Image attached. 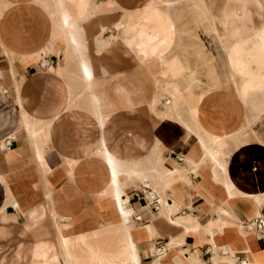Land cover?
<instances>
[{
	"label": "crops",
	"instance_id": "0c3cea01",
	"mask_svg": "<svg viewBox=\"0 0 264 264\" xmlns=\"http://www.w3.org/2000/svg\"><path fill=\"white\" fill-rule=\"evenodd\" d=\"M42 1L0 0V264H264V234L246 226L264 219V148L245 133L264 94L239 93L201 5L98 0L87 79ZM202 28L237 101L206 93L222 78Z\"/></svg>",
	"mask_w": 264,
	"mask_h": 264
},
{
	"label": "bare ground",
	"instance_id": "6f19581e",
	"mask_svg": "<svg viewBox=\"0 0 264 264\" xmlns=\"http://www.w3.org/2000/svg\"><path fill=\"white\" fill-rule=\"evenodd\" d=\"M226 1H228V3L220 10L219 13L211 14L210 16L212 17V27L214 28L218 42L224 49L229 59L230 67L233 71L232 80L237 81V89L243 96L249 94L250 92L264 94V0ZM40 3L46 6L44 0ZM251 5L256 7L255 12L249 9ZM211 8L210 10H212ZM50 9L52 16L55 17V31L58 34H61L68 47H72L78 52L80 66L84 71L85 78L91 79L92 76L87 71L86 60L84 59L83 53H80V44L82 43L80 39H82V35H85L84 27H79V24H76V20L72 18L70 12L65 8L63 0H52ZM89 15L90 14H88V16ZM257 15L261 17V20L258 25H255V16ZM84 17L85 16H81L80 20H83ZM218 24L228 26L227 29L224 27L225 31L227 30L228 32L220 34L218 32ZM235 37H240L242 40L237 42L234 40ZM248 42H251L253 46L247 47L246 44ZM85 48L86 46L84 49ZM187 94L189 97H193L191 91H188ZM180 101L177 100V102ZM174 102H176V100ZM116 196L120 198L119 194ZM118 198L112 200L113 207L117 211L120 218H122L128 210L126 208L127 206H125L126 203L124 204V202ZM259 216L263 217L262 214H259ZM62 235L63 239H65L64 233H62Z\"/></svg>",
	"mask_w": 264,
	"mask_h": 264
},
{
	"label": "rangeland",
	"instance_id": "374dc122",
	"mask_svg": "<svg viewBox=\"0 0 264 264\" xmlns=\"http://www.w3.org/2000/svg\"><path fill=\"white\" fill-rule=\"evenodd\" d=\"M99 1H104V0H99ZM188 1H192L194 3H196V5H201V19H202V22L205 23L204 21H206V18L208 19V21L210 22L211 24V27H212V17L210 16L211 14H216L214 12V5H215V2L216 0H187ZM224 1V5L226 6V4L228 3V1L226 0H223ZM47 8L49 9L50 13H51V3H52V0H44ZM64 2V5H65V8L70 12L72 18L74 20H76V24L78 25L79 24V27L80 26H83L87 19H91V17L94 15V8H95V5L97 4L98 0H63ZM45 6V5H44ZM45 6V7H46ZM224 6V7H225ZM212 7V8H211ZM210 8L212 10H210ZM87 9V10H85ZM251 11L253 10L254 12L256 11V7L255 6H250L249 8ZM198 10V8L196 9V11ZM193 11V10H192ZM85 13V14H84ZM88 14H90L89 17ZM148 20L150 19V15H151V12L148 13ZM192 16L195 15L197 16L196 14L197 13H194V12H191ZM52 15V13H51ZM114 14L112 12H106L105 14V21H102L100 22L101 24H105L106 26H112L113 25V22L115 20ZM81 16H85L83 20H80V17ZM53 17V16H52ZM88 17V18H87ZM255 17H258L259 18V22L261 20V17L259 15L255 16ZM55 17H53L54 19ZM79 20V21H77ZM86 20V21H85ZM82 23V24H81ZM81 24V25H80ZM170 26V24H169ZM227 29L228 26H222V25H219L218 24V32L220 34H225V32L227 33L228 31L226 30L225 31V28ZM96 28V27H95ZM171 28V26H170ZM246 28V27H245ZM98 28L94 29L93 28H90V31H97ZM213 31H214V28L212 27ZM199 31L198 34L200 33V37L202 38V41H203V44L205 45H200L199 46V49H200V57L201 59H205L206 57V50L208 51L207 53L210 54V56L214 59L213 60V64H215V68H216V73L220 76V78H222V84L219 88H212L210 90H207L206 93H215V92H224V93H229L231 95L234 96V100H238V97H237V94H236V91L234 89V87H232L231 85H227L226 82H225V74H226V69L223 65V62H222V53H220L221 51L219 50L218 47H216L217 45L215 44V42L212 40L211 36L209 35H206L205 34V30L202 28V31L201 29L197 30ZM109 32V30H108ZM107 32V33H108ZM105 34V36H108L109 34H111L110 32L108 34ZM215 33V32H214ZM60 37L61 34H59ZM82 39H80V49H81V52L80 53H83V50H84V47L86 46L85 44V41H86V37L85 35H82L81 37ZM84 38V39H83ZM63 39V37H62ZM64 40V39H63ZM235 41H241L242 38L240 37H235L234 38ZM188 41V39H187ZM82 45V46H81ZM67 46V45H66ZM204 46V47H203ZM246 46L248 47H252V43L251 42H248L246 44ZM82 47V48H81ZM67 48L69 50H71V52L79 59V54L78 52L72 48V47H68ZM79 64H80V59H79ZM176 64V63H175ZM174 64H170V67L172 69ZM177 68H175V73L174 75H177V74H180L182 69L180 67H178L177 65H175ZM209 68L208 66H205V65H198V76L200 77L201 79V84H200V88H198L197 90H205V89H209L210 88V77H209ZM234 85L236 86L238 83L237 81H233ZM236 88H238V86H236ZM238 90V89H237ZM257 92H250L249 94L247 95H254L256 94ZM261 94V93H260ZM233 105L235 106H239V104L237 102H234ZM241 110L243 112V116L246 115V110H245V107H241ZM234 113H237L240 115L239 112H237V109L235 108L233 110ZM251 126H248L246 129H245V133L249 136V139L251 143L255 144L256 146H260V147H263L264 148V113L259 117V118H255V117H252V120H251ZM244 124H246V121H244ZM56 221V220H55ZM56 222H60V221H56ZM55 222V223H56ZM57 226H58V223H56ZM58 228V227H57Z\"/></svg>",
	"mask_w": 264,
	"mask_h": 264
},
{
	"label": "built area",
	"instance_id": "2783aa9c",
	"mask_svg": "<svg viewBox=\"0 0 264 264\" xmlns=\"http://www.w3.org/2000/svg\"><path fill=\"white\" fill-rule=\"evenodd\" d=\"M150 199L152 200L155 207L158 205V199L157 196L153 193L149 194ZM246 226L250 230H257L258 232L264 234V219L262 217L257 219H250L246 223Z\"/></svg>",
	"mask_w": 264,
	"mask_h": 264
}]
</instances>
